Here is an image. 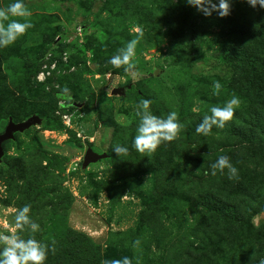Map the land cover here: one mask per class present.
<instances>
[{
    "label": "rangeland",
    "instance_id": "374dc122",
    "mask_svg": "<svg viewBox=\"0 0 264 264\" xmlns=\"http://www.w3.org/2000/svg\"><path fill=\"white\" fill-rule=\"evenodd\" d=\"M13 2L0 0V7ZM24 3L33 28L0 48V134L9 119L37 116L41 123L3 145L0 232L16 230V210L27 204L41 228L35 238L55 248L46 264H107L124 256L133 264H261L264 8L230 0V14L220 17L203 15L187 0ZM141 32L134 66L110 64ZM232 44L236 56L240 48L251 58L245 67L254 65L252 75L241 74L236 59H223ZM41 72L45 78L38 80ZM233 94L241 99L233 118L207 136L197 134L209 109ZM144 99L154 115L175 111L185 125L170 147L135 148ZM230 127L242 135L222 132ZM118 145L128 153L116 155ZM87 148L107 157L83 168ZM221 155L230 157L236 177L229 179L227 169L211 175ZM161 172L173 188L156 185ZM206 185L208 205L231 208L229 215L195 205Z\"/></svg>",
    "mask_w": 264,
    "mask_h": 264
},
{
    "label": "clouds",
    "instance_id": "9594fccd",
    "mask_svg": "<svg viewBox=\"0 0 264 264\" xmlns=\"http://www.w3.org/2000/svg\"><path fill=\"white\" fill-rule=\"evenodd\" d=\"M187 3L195 6L205 16H211L213 12L220 17L230 14V0H187ZM247 3L253 7L259 5L264 8V0H247ZM31 15L24 0H14L7 7H0V48L12 45L33 28ZM17 17L21 19H14ZM142 35L141 32L139 36L118 49L117 54L110 58L109 63L117 68L121 66L132 68L135 49ZM212 87L218 91L222 85L219 81H214ZM68 91L67 88L64 89L65 93ZM151 103V100H142L136 112L139 123L134 146L139 152H154L163 142L175 140L185 127L175 111L169 112L166 117L154 115L150 110ZM240 104L241 99L233 94L222 107H211L209 109L211 115H205L201 123L197 125V134L207 136L211 133L213 126L223 128L225 122L233 118ZM113 151L116 155H126L128 148L118 145ZM225 169H227L229 179L238 175V169L232 164L230 157L221 155L211 165V175L215 176L217 171L223 174ZM30 212L31 206L27 204L17 209L14 216L16 230L11 233L0 232V264H46L49 253L55 252V248L50 244L35 238V234L41 231V228L32 219ZM24 231L30 233L27 239L21 235ZM139 244L140 241L137 240L133 243V247ZM107 264H133V259L124 256L120 259H112ZM261 264H264V261H261Z\"/></svg>",
    "mask_w": 264,
    "mask_h": 264
},
{
    "label": "trees",
    "instance_id": "16d2710c",
    "mask_svg": "<svg viewBox=\"0 0 264 264\" xmlns=\"http://www.w3.org/2000/svg\"><path fill=\"white\" fill-rule=\"evenodd\" d=\"M233 45L234 44L228 45V46L225 47L226 50H225V56H224L223 59H225V61H228V62L230 60L236 59V64H237V67L239 68L241 74H242V71L245 72V73L250 71V74L252 75L253 72H254L253 70H255L254 65L252 66L251 70L247 69L245 67L246 64L248 65V62H247L248 59H251V58L249 56H247L245 53L241 54L240 48L237 49L238 53H240V54L239 55L237 54V56H236V54L233 52ZM175 98L177 99L176 101H177V104L180 106V108H183L184 100L182 98V95L179 93V91L175 92ZM222 132L230 134L231 136H233V135H242L240 130H237V129L235 130L233 127L229 131H227V130L224 131V129H222ZM242 137H243V139H247V134L245 136H242ZM256 138L259 139L258 137H256ZM259 141L260 142L258 143V145H262L263 146L264 145V141L263 140H259ZM163 145L166 146V147H170L171 146L170 142H163ZM156 185L157 186H162V187L166 186V189H171V188L174 187V182L169 177V173L168 172H163V173L161 172V173H159L158 178L156 179ZM211 189L212 188L209 185L208 186L206 185L204 187V189L200 191V194L197 195L195 205L203 208L204 210H206L208 212L212 211L214 214L216 213V214H219V215H226V214L229 215L228 211L231 213V208L227 211L226 209H221V208L219 209V208H215L214 206H209L208 205V203L211 202L212 200L210 199V196L207 194V192L211 191ZM250 216H251V214H250ZM239 223L242 224L241 220H239Z\"/></svg>",
    "mask_w": 264,
    "mask_h": 264
},
{
    "label": "water",
    "instance_id": "95a60500",
    "mask_svg": "<svg viewBox=\"0 0 264 264\" xmlns=\"http://www.w3.org/2000/svg\"><path fill=\"white\" fill-rule=\"evenodd\" d=\"M112 94H121L120 90H113ZM41 123L40 119L37 116H32L26 121L21 123H13L9 119L8 124L2 134H0V161L3 157V144L14 138V134L22 133L31 127L38 126ZM107 157L106 154H96L90 148H87L83 155L82 167L86 168L91 164H95L100 160H103Z\"/></svg>",
    "mask_w": 264,
    "mask_h": 264
},
{
    "label": "built area",
    "instance_id": "2783aa9c",
    "mask_svg": "<svg viewBox=\"0 0 264 264\" xmlns=\"http://www.w3.org/2000/svg\"><path fill=\"white\" fill-rule=\"evenodd\" d=\"M44 78H45L44 73L41 72L40 75H39V77H38V80H42ZM61 118H62V120H63V122H64L65 125H69L70 124V118H69V116L62 115Z\"/></svg>",
    "mask_w": 264,
    "mask_h": 264
}]
</instances>
